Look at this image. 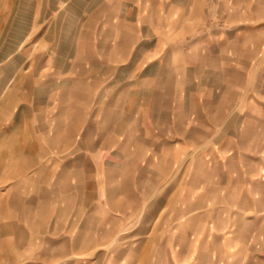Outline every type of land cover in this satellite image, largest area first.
I'll use <instances>...</instances> for the list:
<instances>
[{
	"label": "crops",
	"instance_id": "crops-1",
	"mask_svg": "<svg viewBox=\"0 0 264 264\" xmlns=\"http://www.w3.org/2000/svg\"><path fill=\"white\" fill-rule=\"evenodd\" d=\"M40 2L9 14L52 16L47 30L73 32L69 42L53 39L70 47L60 60L68 69L55 67L56 85L42 88L39 98L31 91L29 109L27 157L70 149L58 170L43 168L42 201L63 204L53 217L137 224L115 233L127 234L135 244L127 253L142 264H161L170 253L203 259L212 249L236 255L232 264H257L242 257L257 254L259 234L264 240V217L255 214L256 193H264L256 177L264 159V37L256 25L238 22L233 40L223 43L191 34L205 0H74L73 10L65 0ZM239 4L233 0V15L254 9ZM66 14L74 16L67 25ZM178 29L191 36L176 38ZM178 206L187 228L202 225L200 236L177 253L176 238L151 224L177 222ZM209 206L239 211L231 220L204 209L192 216V208ZM219 222L236 227L223 240L215 232V247L210 224ZM111 228L88 237L96 242Z\"/></svg>",
	"mask_w": 264,
	"mask_h": 264
},
{
	"label": "rangeland",
	"instance_id": "rangeland-1",
	"mask_svg": "<svg viewBox=\"0 0 264 264\" xmlns=\"http://www.w3.org/2000/svg\"><path fill=\"white\" fill-rule=\"evenodd\" d=\"M65 1L64 7L73 10L74 0ZM240 1L241 8L244 7L247 11L251 6L253 11L245 13L242 9V13L236 16L232 14L233 0H205V14L197 20V28L191 33L192 36L207 34L211 38H223V43L232 41L234 32H237L234 28L240 22L256 25L257 36L264 37V0ZM27 6L36 8L42 4L40 0H0V264H142L138 256L128 255L127 250L135 244L127 240V234L115 233L137 224L60 223L53 215H57V206L63 204L42 201L43 168L58 170L60 164L70 159L71 155H68L70 149L66 148L65 155L54 151L35 160L27 157L30 154L28 145H32L28 142L32 139L29 126L31 93L34 92L33 98H39L42 88L52 82L55 84L57 77L52 75L55 67L68 69L69 65L60 60L70 52V47H58L53 39L64 37V41L69 42L73 32L47 30L50 23L53 26L52 22H56V19H51L52 16H27L14 12L9 14L10 10L23 11L22 8ZM63 17L66 25L74 19L72 14ZM42 27L45 29H41ZM186 35L189 34L178 29L175 36L180 38ZM258 162L257 181H264V159ZM263 194L262 191H257L258 206L256 213L251 212L259 217H264ZM178 197L182 198V191L177 192ZM192 209V216L200 215L204 209L205 213L208 210L209 213L220 216V219L226 216L229 220L239 211L232 206ZM167 211L168 208H164L161 214ZM185 214V208L178 206L177 222L151 224L153 227L161 225V232H170L176 238L172 248L177 253L182 252L189 241L194 242L201 234L200 222L190 223L188 227L191 229L187 228L188 217ZM210 226L212 234L209 239L210 242L214 241L216 247L217 240L213 239V234L220 233L223 240L225 236L234 233L233 227L236 224L219 222ZM259 226L263 231L264 223ZM110 228L114 233L106 238L92 242L88 237L89 234ZM78 232H81V236L76 237ZM258 236L257 254H245L242 256L243 261L251 259L257 264H264V240H260V234ZM72 243L77 246L73 251L69 249ZM172 248L171 252L174 251ZM56 249L65 253L58 254ZM120 250L125 251L124 254H120ZM236 258V255L219 254L216 249H212L210 255L203 259L196 254H166L161 256V264H169L170 261L174 264H232Z\"/></svg>",
	"mask_w": 264,
	"mask_h": 264
}]
</instances>
